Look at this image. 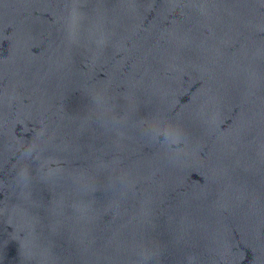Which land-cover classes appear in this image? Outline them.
<instances>
[{
    "label": "water",
    "instance_id": "95a60500",
    "mask_svg": "<svg viewBox=\"0 0 264 264\" xmlns=\"http://www.w3.org/2000/svg\"><path fill=\"white\" fill-rule=\"evenodd\" d=\"M0 264H264V0H0Z\"/></svg>",
    "mask_w": 264,
    "mask_h": 264
}]
</instances>
